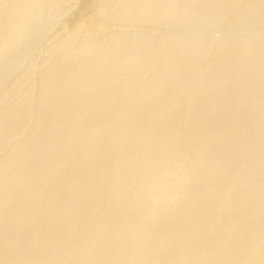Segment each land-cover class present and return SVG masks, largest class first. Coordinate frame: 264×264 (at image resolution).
<instances>
[{
    "label": "rangeland",
    "instance_id": "rangeland-1",
    "mask_svg": "<svg viewBox=\"0 0 264 264\" xmlns=\"http://www.w3.org/2000/svg\"><path fill=\"white\" fill-rule=\"evenodd\" d=\"M84 108L85 110H83ZM77 122H79L78 125ZM72 124H75L74 127ZM99 131L100 137L96 138ZM132 140H135V142H132ZM74 141H76L75 144ZM82 142L84 145H82ZM208 142L216 143H213V147L211 146L212 143L209 145ZM206 145L207 147H205ZM90 146L95 148L98 157L95 160L93 158L80 163L81 157L88 152ZM72 149H75V151H72L75 156V158L73 157V163L75 164L72 163L73 165H70L72 167L64 168V173L59 174L60 176L64 174L61 176L62 179H58L60 176L56 174L57 172L54 169L52 171V168H57L56 165H60L56 162H59V157L62 154H70ZM196 150L199 152H196ZM130 153L133 154L132 157H130ZM199 153H203V155ZM134 154L135 158H139L141 161H144V159L147 161L150 157L148 160L150 164H148L149 162L142 163L139 159H136L139 163H142V165L139 164L135 160ZM119 155L124 162L121 171L123 176H129L134 172L137 178L142 174L141 179H139L140 177L138 179L134 178L135 176L133 177L136 180L133 183L136 185L137 182L141 183L142 180L147 181L143 183H148L149 177H151L149 183L152 181L153 183H151L152 185L148 184L150 185L149 189L148 185L145 184L148 190L144 186L146 190L143 189V192L142 189H139L137 194L141 193L144 198L146 197V201L139 206V210H136L131 217L132 219L127 220L131 224L134 223V225L139 222L140 225L137 230L132 231L133 234L127 232L126 234L124 231L122 233L120 230L125 222L122 224L121 221L114 223L115 225L110 228L111 230H108V234H111L113 238L111 251H108L109 253L97 251L89 254V257L88 253L86 254L88 251L86 242L89 241L90 243L91 238H88V235L85 236L84 231L71 232L70 227L78 220L82 208L86 209L88 208L86 205L89 206L92 202L98 201L101 194L89 191V179L86 177L88 175L75 174V172L79 170L81 166L79 164L90 171L102 166L106 167ZM223 155H225V158H222ZM99 156L101 157L99 158ZM128 157L129 159H127ZM201 157L206 160L201 161ZM132 158L136 161L135 163ZM262 158H264V0H0V197L3 196L2 199L0 198V250L2 251L0 264H12L10 263L12 261H15V264L20 263V261L23 262L21 264H26V261L27 264L29 262L30 264H45L50 258L49 255L55 257V262L52 261L51 264H58V262L61 264L65 251L71 249L72 245L77 244L81 239L79 237L83 235L86 241L82 253L85 252L87 255L84 256L87 261L78 256L77 259L75 258L68 264H76L78 261L77 264H88V262L92 264L95 261L107 258L111 252L117 249L118 245H123L125 242L124 245L131 244L135 239L141 247L146 243L143 247L144 250L142 251L140 247L141 250L140 248L137 251L135 250L126 260L127 262L130 261V264H136L137 261H139V264L144 263L148 256V247L161 239L160 236H157V233L159 234L160 228L163 225L165 226L166 214L173 212L171 209L175 206L181 210V207H185L184 204L191 201V198L190 204L196 200L191 208L198 202V205L196 204L192 210L194 212L197 210L195 214L200 215L201 229L205 230L207 224L214 218H221L220 223L224 218L222 223H225V225L221 224V226L226 227L237 221L241 223V225L237 223L240 226L239 229L231 233V237H228L231 247L224 252L221 251L225 258L231 259L235 256L234 251L239 250L238 247L241 250L247 249L259 237L264 236V225L260 224L262 221L264 224V205H262L264 204V192L261 194L264 190H262L263 188L260 189L264 186L262 185L264 183V159ZM212 159L213 161H211ZM129 160L134 164L130 163ZM197 160L203 167L199 166ZM219 160H221V164ZM226 160H229V163ZM126 161H128L127 168L125 167ZM151 161L153 163L156 161L155 165L161 162L162 165L155 166L151 164ZM195 161L198 162L196 166L192 164ZM214 161L217 162L215 163V169L213 168L215 166ZM190 162H192V170L197 168L199 172L196 173L195 169L193 174L195 180L191 176V179L184 181L182 180L183 171L187 167H191ZM207 163H209V166H206ZM210 163H213V167ZM222 165L228 167L226 171L225 166H223L224 171L227 172L226 176V172L224 173L222 170L223 167L221 169ZM136 166L137 168H134ZM150 166L152 170L156 169L153 170L154 173L156 172L154 176ZM74 167L76 168L74 169ZM144 167L149 169H144ZM206 167H209V170L206 169V171ZM217 167L218 169H216ZM88 169H86L87 172ZM135 169H137L136 171L142 169L145 173H142V170L140 173L136 172ZM200 169L204 171V174ZM221 170L223 173H221ZM239 170L243 175L239 174ZM205 171L207 175H209L208 172L212 173L214 171L210 175L214 177V181L217 177V181L214 183L210 175L206 176ZM34 172L39 176L36 178L37 180L40 178V180L44 179L50 182L49 187H44L36 193L35 188L37 190L40 180L37 181L33 178L37 176L36 174L33 175ZM234 172H238L236 175H242L240 176L242 177L241 180L238 177L239 175H233ZM70 173L73 174L68 177L67 175H70ZM26 174L30 175V180ZM198 174L203 176L202 179L205 176L207 178L202 180ZM219 174H222V176ZM16 175L20 176L17 178ZM22 175L27 176L26 179ZM146 175H148V178ZM156 175H160V177L157 178ZM230 175L232 176L230 177ZM144 176L145 178H143ZM233 176H236V178L234 179ZM152 177L157 178V180L155 178L153 180ZM208 177L212 182L211 180L207 182ZM226 177H228V181H226ZM16 179L22 183L24 181V183L21 184ZM49 179H52V184ZM232 179L235 181H230ZM236 179H239L237 180L238 184ZM109 181L111 185H115L117 181L119 183V177L113 176ZM96 182L95 187L97 190L102 189L106 184L103 178ZM196 182L198 186L195 185ZM206 182L211 184L205 185ZM219 182L220 185H218ZM260 182H263L261 187L258 186ZM13 183L17 185L15 186ZM231 185L232 187H230ZM256 185L259 187L258 190ZM189 186L196 187L195 189L198 188V192ZM207 186L209 188H204ZM246 186L248 188L254 186L256 191L251 190V188L246 191L244 189L247 188ZM77 187L78 189H76ZM181 187L183 192H187H178ZM234 187H236V190ZM72 188H74V191H72ZM64 189L67 190L64 192ZM202 189L204 191H201ZM218 190L222 192H218ZM242 190L244 191L242 192ZM68 191L70 192L68 193ZM188 191L189 193L194 191L193 193L198 196L199 201L192 192L191 195H187ZM199 192L202 195H198ZM78 193L81 194L78 195ZM90 194L92 197H90ZM135 194H131V196H137ZM157 194L163 196L158 197ZM205 194H207V197L204 198L208 199L202 200L203 197L201 196ZM248 195L251 203L254 202L256 206L257 203L261 202V206L259 204L257 207L253 206L248 201ZM55 196L57 202L50 204V200ZM187 196L190 198L188 199ZM240 196L247 197L246 201L250 204L247 203L250 206L247 207L248 210L246 201L244 202L245 198L242 197L241 200L243 201H241ZM77 198L78 203L75 204ZM160 198L161 200H159ZM219 199L227 202L223 203ZM125 202L127 203L128 199ZM213 203L217 204V208L215 207L214 210L211 207ZM228 203H232V205ZM243 204L246 206H240ZM251 205L254 208L251 209ZM210 207L212 208L211 212H209ZM225 207L229 208L226 209ZM258 207H262V210ZM71 208V212H74L75 216L70 212ZM154 208L157 211L160 210L159 213L156 210L153 213ZM249 208L252 210L251 212H249ZM76 209L78 210L76 211ZM179 209L176 208L177 211ZM254 209L258 211V214ZM173 210L175 212V208ZM105 211L107 209L104 210V213H106ZM162 211H164V214ZM207 212L209 213L205 214ZM253 212L256 214L254 217ZM62 213L67 218L63 217ZM202 213L205 214L204 217ZM240 213L244 216H239ZM250 213L253 214L248 217L247 215H251ZM95 214L97 213L91 211L90 217L87 214L84 216V220L88 222L89 219L90 222L94 218L97 219L98 215ZM224 214L227 216L225 217ZM245 214L250 220L245 217ZM68 216H74L69 218L71 224L67 223ZM53 217L56 219L53 220ZM231 218L235 221L232 222ZM66 219H68L67 222ZM251 220H254L252 221L253 225L258 223L256 226L259 225V227L253 226ZM63 222L64 225L66 222V227H64ZM53 223L54 227H52ZM176 223H178V227L186 224L179 218L174 223L175 227H177ZM187 223L189 224V222ZM245 224L246 226H244ZM59 225H61L60 228ZM260 225H262V228ZM251 226L255 227V230ZM94 227H97L96 224ZM62 228L66 230L64 232L66 233V239H69L68 241L64 239ZM200 228L197 231H190L191 234H188V236L191 235L190 238L196 240V243L195 245L188 244L186 246L184 256H187L186 258L190 257L188 259L182 258L178 264H204L205 261H208V257L203 251L210 245H208L205 238L208 235L217 237L220 230L215 228L209 232L210 234L206 235L207 233L204 230L205 234L202 233ZM247 228L252 229L243 238L242 233L244 232L245 235V229ZM43 229H46L48 233ZM98 229L95 228L94 231L100 233L101 229H99L100 231ZM16 230L21 233L20 238L22 240L20 239L17 242L18 244H14L13 249H5L4 244L9 241L13 231L16 232ZM32 233H38V237L36 238L35 234ZM145 234L149 236L148 239ZM32 235L34 238H32ZM51 235L52 240L49 237ZM70 235H76V237ZM150 235L152 236L150 237ZM54 236H56V239H53ZM201 236L203 239L200 238ZM31 239L34 241L29 242ZM48 239L52 241L53 245H49L50 241ZM23 241H26L27 246L24 245ZM41 241L43 242L40 243ZM60 241L62 245H59ZM64 241L68 243L66 247H64ZM199 241L205 244L203 245ZM32 243L34 244L32 245ZM28 246L31 247L30 250L26 248ZM62 246L66 248L63 251ZM190 246L194 251L193 253L188 251ZM174 248V246L170 249L167 248L165 254H163L166 255L169 252V254H172L176 250ZM58 249L60 250L58 251ZM4 251L8 255L6 253L4 255ZM23 253L27 256V259ZM202 253H204V256ZM41 255H44L43 260ZM191 255L194 257H191ZM260 255L263 259V253ZM11 257L12 260L10 261ZM23 257L24 261L21 259ZM28 257L31 259L29 260ZM130 257H133V259ZM5 259L7 260L5 261ZM116 260L111 258L107 261V264H116L119 261ZM126 260L123 264L127 263ZM33 261L36 263H33Z\"/></svg>",
    "mask_w": 264,
    "mask_h": 264
},
{
    "label": "bare ground",
    "instance_id": "bare-ground-1",
    "mask_svg": "<svg viewBox=\"0 0 264 264\" xmlns=\"http://www.w3.org/2000/svg\"><path fill=\"white\" fill-rule=\"evenodd\" d=\"M159 2V1H158ZM151 3V2H150ZM157 3V2H156ZM227 4V3H226ZM109 10V9H108ZM221 11V10H220ZM14 12V11H13ZM223 12V11H222ZM44 14V13H43ZM206 15V14H205ZM111 16V15H110ZM136 16V15H135ZM176 18V17H175ZM103 20V19H102ZM124 20V19H123ZM119 21V20H118ZM196 21V20H195ZM104 22V21H103ZM135 23V22H134ZM23 25V24H22ZM34 25V24H33ZM137 25V24H136ZM25 27V26H24ZM102 27V26H101ZM141 27V26H140ZM177 27V26H176ZM213 27V26H212ZM248 28V27H247ZM88 29V28H87ZM148 32V31H147ZM249 32V31H248ZM13 34V33H12ZM98 34H100V33H98ZM207 35V34H206ZM7 36V35H6ZM138 36V35H137ZM130 37V36H129ZM164 37V36H163ZM246 37V36H245ZM205 39V38H204ZM180 40V39H179ZM190 40V39H189ZM75 42V41H74ZM170 43V42H169ZM192 43V42H191ZM28 44V43H27ZM129 44V43H128ZM244 44V43H243ZM120 45V44H119ZM132 45V44H131ZM2 46V45H1ZM86 47V46H85ZM107 47V46H106ZM24 48V47H23ZM92 48V47H91ZM171 48V47H170ZM161 49V48H160ZM85 50V49H84ZM79 51V50H78ZM173 52V51H172ZM161 53V52H160ZM4 54V53H3ZM134 54V53H133ZM187 54V53H186ZM64 55V54H63ZM72 55V54H71ZM78 55V54H77ZM214 55V54H213ZM90 56V55H89ZM88 57V56H87ZM149 58V57H148ZM2 59V58H1ZM74 59V58H73ZM80 59V58H79ZM95 59V58H94ZM101 59V58H100ZM77 60V59H76ZM93 61V60H92ZM97 61V60H96ZM102 61V60H101ZM56 62V61H55ZM67 62V61H66ZM95 62V61H94ZM99 62V61H98ZM53 63V62H52ZM94 64V63H93ZM98 64V63H97ZM100 64V63H99ZM103 64V63H102ZM60 65V64H59ZM12 66V65H11ZM39 66V65H38ZM91 66V65H90ZM77 67V66H76ZM103 67V66H102ZM109 68V67H108ZM46 69V68H45ZM62 72V71H61ZM149 72V71H148ZM40 73V72H39ZM92 73V72H91ZM109 73V72H108ZM112 73V72H111ZM110 73V74H111ZM176 73V72H175ZM114 74V73H113ZM112 74V75H113ZM154 74V73H153ZM93 75V74H92ZM62 76V75H61ZM85 76V75H84ZM89 76V75H88ZM141 76V75H140ZM73 77V76H72ZM71 77V78H72ZM95 78V77H94ZM93 78V79H94ZM99 78V77H98ZM41 79V78H40ZM147 79V78H146ZM153 79V78H152ZM98 80V79H97ZM43 81V80H42ZM71 82H73V80H71ZM83 82V81H82ZM76 83V82H75ZM79 83V82H78ZM106 83V82H105ZM108 83V82H107ZM67 85V84H66ZM103 85V84H102ZM139 85V84H138ZM60 86V85H59ZM65 86V85H64ZM94 86V85H93ZM84 87V86H83ZM88 87V86H87ZM96 87V86H95ZM99 88V87H98ZM93 89V88H92ZM62 90V89H61ZM90 90V89H89ZM235 90V89H234ZM63 92V91H62ZM94 92V91H93ZM114 92V91H113ZM120 92V91H119ZM124 92V91H123ZM196 92V91H195ZM250 92V91H249ZM86 94V93H85ZM156 94V93H155ZM47 95V94H46ZM58 95V94H57ZM81 95V94H80ZM124 95V94H123ZM194 95V94H193ZM93 96V95H92ZM112 96V95H111ZM214 96V95H213ZM80 97V96H79ZM95 97V96H94ZM109 97V96H108ZM113 97V96H112ZM118 97V96H117ZM123 97V96H122ZM133 97V96H132ZM164 97V96H163ZM159 98V97H158ZM239 98V97H238ZM253 98V97H252ZM110 99V98H109ZM147 99V98H146ZM80 100H82V99H80ZM130 100V99H129ZM191 100V99H190ZM68 101V100H67ZM107 101H108V99H107ZM132 101H133V99H132ZM69 102V101H68ZM74 102V101H73ZM76 102H77V100H76ZM82 102V101H81ZM127 102H128V100H127ZM67 103V102H66ZM88 103V102H87ZM100 103V102H99ZM112 103V102H111ZM110 103V104H111ZM171 103V102H170ZM72 104V103H71ZM78 104V103H77ZM96 104V103H95ZM108 104H109V102H108ZM128 104V103H127ZM133 104V103H132ZM80 105H81V103H80ZM86 105H88V104H86ZM91 105V104H90ZM202 105V104H201ZM99 106V105H98ZM111 106V105H110ZM127 106V105H126ZM81 107V106H80ZM89 107V106H88ZM100 107V106H99ZM78 108V107H77ZM112 108V107H111ZM126 108V107H125ZM144 108V107H143ZM46 109V108H45ZM87 109V108H86ZM117 109V108H116ZM83 110H85V108L83 109ZM101 110V109H100ZM107 110V109H106ZM230 110V109H229ZM4 111V110H3ZM117 111V110H116ZM222 111V110H221ZM35 112V111H34ZM69 112V111H68ZM124 112V111H123ZM21 114V113H20ZM85 114V113H84ZM156 114V113H155ZM234 114V113H233ZM30 115V114H29ZM62 115V114H61ZM36 116V115H35ZM43 116V115H42ZM49 116V115H48ZM77 116V115H76ZM78 117V116H77ZM90 117H91V115H90ZM101 117V116H100ZM28 118V117H27ZM111 118V117H110ZM123 119V118H122ZM148 119V118H147ZM162 119V118H161ZM132 121V120H131ZM230 121V120H229ZM80 122V121H79ZM79 122H77V125H78V123ZM15 123V122H14ZM107 123V122H106ZM134 123V122H133ZM138 123H139V121H138ZM67 124V123H66ZM65 124V125H66ZM60 125V124H59ZM75 125V124H74ZM74 125L72 124V126L74 127ZM76 125V126H77ZM138 125V124H137ZM154 125V124H153ZM71 126V127H72ZM88 126V125H87ZM66 127V126H65ZM95 127V126H94ZM129 127V126H128ZM68 128H70V127H68ZM117 128V127H116ZM59 129V128H58ZM70 129H72V128H70ZM97 129V128H96ZM138 129V128H137ZM91 130V129H90ZM113 130V129H112ZM115 130V129H114ZM120 130V129H119ZM123 130V129H122ZM132 130V129H131ZM75 131V130H74ZM93 131V130H92ZM102 131V130H101ZM127 131V130H126ZM77 132V131H76ZM96 132H97V130H96ZM223 132V131H222ZM90 133V132H89ZM127 133V132H126ZM78 134V133H77ZM120 134V133H119ZM67 135V134H66ZM95 135V134H94ZM100 135V131L97 133V136H96V138H98V136ZM79 136V135H78ZM118 136V135H117ZM128 136V135H127ZM76 137V136H75ZM75 137H74V139H75ZM100 137V136H99ZM119 137V136H118ZM230 137V136H229ZM86 138V137H85ZM205 138V137H204ZM226 138V137H225ZM83 139V138H82ZM92 139V138H91ZM105 139V138H104ZM113 139V138H112ZM127 139V138H126ZM238 139V138H237ZM248 139V138H247ZM70 140V139H69ZM68 140V141H69ZM103 140V139H102ZM136 140V139H135ZM135 140H132V142L134 141L135 142ZM214 140V139H213ZM218 140V139H217ZM105 141V140H104ZM153 141V140H152ZM205 141V140H204ZM224 141H225V139H224ZM22 142V141H21ZM75 142L76 141H74V144H75ZM94 142V141H93ZM92 142V143H93ZM159 142V141H158ZM218 142V141H217ZM44 143V142H43ZM137 143V142H136ZM210 143H212V142H208V144L210 145ZM214 144L216 143V142H213ZM213 143H212V145L211 146H213ZM233 143V142H232ZM78 144V143H77ZM97 144H98V142H97ZM118 144V143H117ZM116 144V145H117ZM15 145V144H14ZM72 145V144H71ZM70 145V146H71ZM80 145H81V143H80ZM82 145H84L83 144V142H82ZM140 145V144H139ZM160 145H162V144H160ZM159 145V146H160ZM208 145V146H209ZM236 145V144H235ZM54 146H56V145H54ZM62 146V145H61ZM68 146V145H67ZM94 147H95V145H93ZM93 146H90L89 147V149H88V152H86L85 154H84V156H82L81 157V159H80V163H82V162H86V160H91V159H93L94 158V160H95V158L96 157H98L97 156V153H96V151H95V148L93 147ZM157 146V145H156ZM165 146V145H164ZM210 146V147H211ZM72 147V146H71ZM84 147V146H83ZM118 147V146H117ZM205 147H207V145L205 146ZM214 147V146H213ZM68 148V147H67ZM106 148V147H105ZM154 148V147H153ZM200 148V147H199ZM202 148V147H201ZM134 149V148H133ZM195 149V148H194ZM67 150V149H66ZM106 150H108V149H106ZM199 150V149H198ZM201 150V149H200ZM202 150L204 151V149L202 148ZM72 151H75V149H72L71 150V152H70V154H62L60 157H59V162L58 161H56L57 162V164H59L60 163V165H56V166H58L57 168H55V167H53L52 168V171H53V169L57 172L56 174H58V176H60L59 174L60 173H64L63 171V169L64 168H67L68 166H70L72 163H73V157L75 158V156H74V152H72ZM81 151V150H80ZM103 151H105V150H103ZM152 151V150H151ZM166 151V150H165ZM207 151V150H206ZM205 151V152H206ZM83 152H84V150H83ZM100 152H101V149H100ZM108 152H109V150H108ZM173 152V151H172ZM195 152V151H194ZM196 152H199V151H197L196 150ZM66 153V152H65ZM76 154H77V152H75ZM168 153H170L169 151H168ZM176 153V152H175ZM204 153V152H203ZM203 153H199V154H201V155H203ZM103 154V153H102ZM132 153H130V157H132L133 156V154L131 155ZM154 154V153H153ZM152 154V155H153ZM160 154H162V153H160ZM165 154V153H164ZM196 154V153H195ZM206 154V153H205ZM204 154V155H205ZM221 154V153H220ZM53 155V154H52ZM57 155V154H56ZM137 155V154H136ZM152 155H150V156H152ZM222 155V154H221ZM221 155H220V158H221ZM102 156V155H101ZM101 156H99V158L101 157ZM146 156V155H145ZM160 156V155H159ZM173 156V155H172ZM196 156V155H195ZM194 156V157H195ZM198 156V155H197ZM200 156V155H199ZM198 156V157H199ZM207 156V155H206ZM219 156V155H218ZM225 155H223L222 156V158H225L224 157ZM49 157V156H48ZM113 157V156H112ZM146 157H148V156H146ZM154 157V156H153ZM23 158V157H22ZM134 158H135V154H134ZM169 158V157H168ZM204 158H206L205 156H204ZM202 159V157H201V161L202 160H206V159ZM227 159H228V157H226ZM56 159V158H55ZM127 159H129V157L127 158ZM131 159V158H130ZM137 158H135V160H136ZM139 159V158H138ZM137 159V160H138ZM150 159V157L148 158V160ZM199 159V158H198ZM217 159H219V157H217ZM262 159H264V158H262ZM79 160V159H78ZM132 160H133V158H132ZM135 160H133L134 161V163L137 161H135ZM140 160V159H139ZM143 160V159H142ZM146 159H144V161H141L142 163L143 162H149L148 164H150V161H145ZM152 160V159H151ZM156 160V159H155ZM164 160V159H163ZM163 160H162V163H163ZM194 160H196L195 158H194ZM200 160V159H199ZM199 160H197L198 162H199ZM214 160H216V159H214ZM225 160V159H224ZM98 161V160H97ZM131 160H129V162H130ZM167 161V160H166ZM197 161H195V162H190V164L192 163V164H194V166H196V164L198 163ZM211 161H213V159L211 160ZM220 161V164H221V160H219ZM258 161V160H257ZM79 162V161H78ZM95 162V161H94ZM122 162H123V160H122V158H121V156L119 155L118 157H116L111 163H110V165H107L106 167H99V168H97V169H95V170H93V171H90L88 168H86V169H88V172L86 171V169L84 168V167H82L83 165L82 164H79V165H81L80 167H79V170L78 171H76L75 172V174H84V176L85 175H88V176H86V177H88V179H89V183H88V189H89V191L90 192H92V193H95V192H99L100 194H101V198L100 199H98V201H95V202H92L89 206H87L86 205V207H88V208H86V209H84V208H82L83 210L81 211V213H80V216H79V218H78V220L75 222V224L72 226V227H70L71 228V232L73 231V233H76V232H78V231H81V232H85L84 234H85V236L86 235H88V238H91V242L89 243V241L88 242H86L87 244H88V251L86 252V254L89 256V254H92V253H94V252H97V251H103V253H104V251L105 252H110L111 251V248L110 247H112V241H113V238H112V236H111V234H108V230H111L110 228L113 226V225H115L114 223H116V222H120L121 221V224L123 223V222H125V223H123V227H122V229L120 230L122 233H123V231L126 233H131L132 231H134V230H137V228L139 227V222H137V224H135L134 225V223L133 224H131V222L129 223L127 220L129 219V218H131L134 214H135V212H136V210L138 211L139 209V206L140 205H142L145 201H146V197L144 198V196L143 195H141V193L138 195L137 194V192L139 193V189L143 192V189H145L146 188V186H145V184L146 185H148V184H151V183H153V181L151 182V183H149V181H150V179H151V177H149L148 178V175H146L147 176V178H148V183H143L144 181H146V180H140L141 181V183L140 182H137L138 184L136 185L135 183H133V182H135L136 180H134V178H136V179H138L139 177V179H141L142 178V174H140V176L137 178V176H136V173H132L131 175H133V176H131V175H129V176H123V174L121 173V171H122V167L124 166V162H123V164H122ZM128 161H126L125 162V167L127 168V163ZM138 162V161H137ZM139 163V164H141L142 165V163ZM152 163L151 164H153V165H155V163H156V161H154V163H153V161H151ZM158 162V161H157ZM165 162V161H164ZM207 162V161H206ZM217 162H218V160H217ZM216 161H214V167H213V163H210V165H212V167L215 169V167H216V164L215 163H217ZM226 162H228L229 163V160L227 161L226 160ZM30 163V162H29ZM55 163V162H54ZM130 163H133V162H130ZM133 163V164H134ZM159 163V162H158ZM166 163V162H165ZM175 163V162H174ZM203 163H205V162H203ZM219 163V162H218ZM244 163V162H243ZM56 164V163H55ZM73 164H75V163H73ZM72 164V165H73ZM84 164V163H83ZM108 164V163H107ZM160 165H162L161 164V162L159 163ZM159 164H157L158 166H159ZM171 164V163H170ZM192 164L190 165L191 167L189 168V167H187L186 168V170L185 171H183V176H182V180H189V179H191V176H193V174H194V171H195V169H196V173H198L199 172V170L197 169V168H195L194 170H192L193 168H192ZM206 164V163H205ZM209 163H207V165L206 166H209L208 165ZM220 164H218V165H220ZM223 164V163H222ZM225 164V163H224ZM94 165V164H93ZM123 165V166H122ZM157 165H155V166H157ZM201 164H200V162H199V166H200ZM229 165V164H228ZM240 165H242L241 164V162H240ZM238 166L239 168L241 167V166ZM53 166H55V165H53ZM76 166V165H75ZM100 166V165H99ZM129 166H130V164H129ZM138 166V165H137ZM137 166L136 167H134V168H137ZM166 166V165H165ZM202 166V165H201ZM223 166H225V165H222L221 166V169H222V167ZM230 166V165H229ZM252 166V165H251ZM250 166V167H251ZM40 167H41V165H40ZM51 167V166H50ZM70 167H72V166H70ZM86 167V166H85ZM89 167V166H88ZM91 167V166H90ZM145 167H146V165H145ZM144 167V169H147V168H145ZM148 167H149V165H148ZM153 167V166H152ZM161 167V166H160ZM197 167H198V165H197ZM203 167V166H202ZM205 167V166H204ZM212 167H211V169H212ZM220 167V166H219ZM76 167H74V169H75ZM131 168V167H130ZM143 168V167H142ZM163 168V167H162ZM199 168V167H198ZM209 167H206L205 168V170L206 169H208ZM227 168L228 167H226L225 166V169H226V171H227ZM242 168H243V165H242ZM244 168H246V167H244ZM248 168V167H247ZM138 169H139V166H138ZM149 169V168H148ZM147 169V170H148ZM150 169H151V166H150ZM203 169V168H202ZM216 169H218V167L216 168ZM224 169V167H223V171L225 170ZM258 169V168H257ZM38 170V169H37ZM44 170V169H43ZM69 170V169H68ZM92 170V169H91ZM137 169H135V171H136ZM141 170L142 169H140V171H136V172H141ZM152 170V169H151ZM153 170H156V169H153ZM152 170V174H153V176H154V174L156 173H154V171ZM182 170H184V169H182ZM204 170V169H203ZM209 170V169H208ZM221 170V173H223V171ZM73 171V170H72ZM71 171V172H72ZM128 171V170H127ZM133 171V170H132ZM150 171V170H149ZM179 171V170H178ZM198 171V172H197ZM200 171H201V169H200ZM207 171V170H206ZM205 171V172H206ZM212 171V170H211ZM216 171V170H215ZM226 171H224V173L226 172ZM32 172V171H31ZM131 172V171H130ZM144 172V170H142V173ZM147 172V171H146ZM201 172H203L202 174H204V171H201ZM200 172V173H201ZM214 172V171H213ZM212 172V173H213ZM220 172V171H219ZM239 172V174H242V173H240V170L238 171ZM238 172H236V173H238ZM242 172V171H241ZM124 173V172H123ZM127 173V172H126ZM145 173V172H144ZM163 173V172H162ZM167 173V172H166ZM182 173V172H181ZM209 173V175L210 174H212V173H210V172H208ZM235 173V172H234ZM236 173L235 174H233V175H236ZM32 174V173H31ZM34 174H36L35 172L33 173V175ZM65 174H66V172H65ZM71 174H73V173H70V175H67L68 177L69 176H71ZM74 174V175H75ZM103 174H104V177H103ZM149 174H150V172H149ZM180 174V173H179ZM216 175H217V173H215ZM215 174H213V175H215ZM239 174H237V175H239ZM256 174V173H255ZM21 175V174H20ZM20 175H16L17 176V178L20 176ZM27 175V174H26ZM25 175V176H26ZM33 175H31V176H33ZM37 175V174H36ZM50 175V174H49ZM54 175H55V173H54ZM64 174H62L61 176H63ZM197 175V174H196ZM209 175H207V172H206V176H209ZM220 176H222V174H219ZM224 175V174H223ZM227 175V172H226V174H225V176ZM236 175V176H237ZM243 175V174H242ZM242 175H239L238 177L240 178V180H241V178L242 177H240V176H242ZM252 175H254V174H252ZM23 176V175H22ZM21 176V177H22ZM28 177H29V180H30V175H27ZM26 176V177H27ZM41 176V175H40ZM44 176V175H43ZM61 176H60V178L58 177V179H62L61 178ZM113 176H117V177H119V183H118V181H117V184H115V185H111L109 182V180H110V178L111 177H113ZM135 176V177H134ZM150 176H152V175H150ZM157 176V175H156ZM155 176V177H156ZM181 176V175H180ZM195 176V175H194ZM193 176V180H195V177ZM198 176H199V174H198ZM204 177L203 179H205V178H207V177ZM212 175H210V177H211ZM229 176V175H228ZM232 175H230V177H231ZM236 176L234 177L233 176V178L235 179L236 178ZM246 176V175H245ZM21 177H20V179H21ZM24 177V176H23ZM22 177V178H23ZM26 177H24V179H26ZM37 177H39L38 175L37 176H35V177H33V178H37ZM42 177V176H41ZM55 177H57L56 175H55ZM68 177H67V179H68ZM72 177H74V176H72ZM72 177H70V178H72ZM134 177V178H133ZM155 177H152L153 178V180H154V178ZM160 177V175H158L157 176V178H159ZM199 177H201L200 179H202V177L203 176H199ZM229 177V178H230ZM237 177V178H238ZM247 177V176H246ZM253 177V176H252ZM6 178V177H5ZM43 178H45V177H43ZM51 178V177H50ZM83 178V177H82ZM104 179V181H105V186L102 188V189H99V190H97V188L95 187V184L97 183L96 181L97 180H99V179ZM143 178H145V176L143 177ZM157 178H155L156 180H157ZM209 178V177H208ZM212 178V180H213V178L214 177H211ZM216 179H215V181H217V177H215ZM228 177H226V179H227ZM248 178H249V176H248ZM19 179V180H20ZM23 179V180H24ZM42 179V178H41ZM54 179H56V178H54ZM64 179V178H63ZM85 179V178H84ZM167 179V178H166ZM198 179V178H197ZM197 179H196V181H197ZM199 179V180H200ZM202 179V180H203ZM231 179V178H230ZM250 179V178H249ZM37 180V179H36ZM40 180V178L37 180V181H39ZM47 180V179H46ZM49 180H51V184H52V179H49ZM74 180V179H73ZM163 179H161V181H162ZM208 180V179H207ZM207 180H205V181H207ZM211 179L209 178V180L207 181V182H209ZM212 180H211V182H212ZM219 180V179H218ZM229 179H227L226 181H228ZM237 180H239V179H236V183H237ZM16 181H18L17 179H16ZM32 181V180H31ZM34 181V180H33ZM71 181V180H70ZM70 181H67L68 183L70 182ZM75 181V180H74ZM159 181V180H158ZM157 181V182H158ZM201 181V180H200ZM214 181V180H213ZM215 181H214V183H215ZM225 181V180H224ZM230 181H235V180H230ZM19 183L21 182V181H18ZM35 182V181H34ZM72 182V181H71ZM103 182V181H102ZM147 182V181H146ZM154 182H156V181H154ZM163 182H164V180H163ZM195 182V181H194ZM206 182V183H207ZM244 182V181H243ZM23 183H24V181H23ZM22 182H21V184H23ZM49 183L50 182H48V181H45L44 179H42V180H40V183H39V186H38V188H37V190H36V188H35V191H36V193L37 192H39L42 188H44V187H46L47 188V186L49 187ZM53 183H54V181H53ZM56 183H58V182H56ZM59 183H60V181H59ZM80 183V182H79ZM82 183H84V182H82ZM85 183H86V180H85ZM140 183V184H139ZM160 183V182H159ZM200 183V182H199ZM263 183V182H262ZM261 182H260V184H258V186H260L261 187V184H262ZM10 184V183H9ZM12 184V183H11ZM14 184V183H13ZM25 184H26V181H25ZM73 184V183H72ZM211 184V183H210ZM210 184H205V185H210ZM218 184V183H217ZM238 184V183H237ZM15 185V184H14ZM14 185H12V187L13 188H15L14 187ZM17 185V184H16ZM15 185V186H16ZM28 185H29V183H28ZM31 185V184H30ZM36 185V184H35ZM60 185V184H59ZM80 185V184H79ZM84 185V184H83ZM98 185V184H97ZM152 185V184H151ZM195 185H197V182H196V184ZM213 185V184H212ZM218 185H220V182H219V184ZM217 185V186H218ZM262 185H264V183L262 184ZM11 186V185H10ZM36 186V187H37ZM53 186V185H52ZM77 186V185H76ZM85 186V185H84ZM145 188H144V187ZM149 186L150 185H148V189H149ZM191 186H193V185H191ZM191 186H189V187H191ZM198 186V185H197ZM215 186V185H214ZM226 186V185H225ZM238 186V185H237ZM236 186V187H237ZM240 186V185H239ZM257 185H256V189L258 190L259 189V187H258ZM63 187H64V184H63ZM70 187V186H69ZM72 187H74V185H72ZM80 187V186H79ZM82 187V186H81ZM86 187V186H85ZM188 187V188H189ZM195 187V186H194ZM216 187V186H215ZM215 187H213V188H215ZM221 187V186H220ZM219 187V188H220ZM230 187H232V185L230 186ZM236 187H234V189L236 188ZM247 187V186H246ZM4 188V187H3ZM10 188V187H9ZM12 188V189H13ZM58 188V187H57ZM56 188V189H57ZM151 188H152V186H151ZM163 188V187H162ZM193 187H191V189H192ZM196 188V187H195ZM195 188H193V190L195 189ZM204 188H209V186H207V187H204ZM203 188V189H204ZM238 188V187H237ZM250 188L251 187H247V188H244L246 191H247V189H249L250 190ZM263 188V189H262ZM34 189V188H33ZM74 188H72V191H74L73 190ZM76 189H78V187L76 188ZM82 189V188H81ZM147 189V188H146ZM145 189V190H146ZM147 189V190H148ZM201 190V191H204V190ZM217 189H218V187H217ZM216 189V190H217ZM255 190V188H254V186H253V188H251V190ZM260 189H262V190H264V186H262ZM1 190V189H0ZM9 190V189H8ZM22 190V189H21ZM65 190H67V189H64V192H65ZM187 190V189H186ZM186 190H184V191H186ZM195 190H197L196 192H198V188L197 189H195ZM194 190V191H195ZM213 190V189H212ZM221 190H222V188H221ZM223 190H225L224 188H223ZM236 190V189H235ZM14 191V190H13ZM30 191H32L31 189H30ZM83 191H84V189H83ZM140 191V192H141ZM159 191V190H158ZM157 191V192H158ZM162 191H163V189H162ZM193 191V192H194ZM244 190H242V192H243ZM256 191V190H255ZM52 192V191H51ZM62 192V191H61ZM70 191H68V193H69ZM154 192V191H153ZM165 192V191H164ZM178 192H182V193H186V192H183V190H182V187L180 188V189H178ZM191 192L192 191H190V193H189V191H188V194L187 195H191ZM192 192V193H193ZM208 193H209V191H207ZM216 192V191H215ZM218 192H222V191H220V190H218ZM242 192H238V193H242ZM264 191H262L261 192V194L263 193ZM85 193V192H84ZM134 193H136L137 194V196H131V194H134ZM200 193V192H199ZM204 193V192H203ZM42 194V193H41ZM40 194V195H41ZM49 194V193H48ZM81 193H78V195H80ZM135 194V195H136ZM155 194V193H154ZM154 194H153V197H154ZM163 194V193H162ZM165 194V193H164ZM176 194V193H175ZM195 193H193V195H194ZM197 194V193H196ZM211 194V193H210ZM257 194V193H256ZM259 194V193H258ZM4 195V194H3ZM32 195V194H31ZM72 195V194H71ZM158 195V194H157ZM198 195H202L201 193L200 194H198ZM211 195H213V194H211ZM14 196V195H13ZM82 196V195H81ZM98 196H100V195H98ZM163 196V195H162ZM162 196H159L158 195V197H162ZM195 197L197 196V195H194ZM193 196V197H194ZM207 197V194H205V195H203V196H201V197H203L202 198V200L203 199H208V198H204V197ZM208 196H209V194H208ZM244 196H247V195H244ZM244 196H240L239 198H240V200L242 199V197H244ZM254 196V195H253ZM3 197V196H2ZM2 197H0L1 199H2ZM65 197V196H64ZM77 197V196H76ZM87 197V196H86ZM90 197H92L91 196V194H90ZM130 197H132V198H130ZM150 197V196H149ZM157 197V196H156ZM177 197V196H176ZM188 197V196H187ZM192 197V196H191ZM200 197V196H199ZM200 197V198H201ZM226 197V196H225ZM4 198H5V196H4ZM40 198V197H39ZM57 198H60V197H57ZM71 198H72V196H71ZM80 198V197H79ZM190 197H188V199H189ZM245 198V197H244ZM243 198V199H244ZM10 199V198H9ZM34 199V198H33ZM52 199V198H51ZM69 199V198H68ZM95 199V198H94ZM127 199H128V202L126 203L125 201H127ZM158 199V198H157ZM194 199V198H193ZM196 199V198H195ZM246 199H247V197L244 199V202L246 201ZM39 200V199H38ZM63 200V199H62ZM77 201L75 202V204L76 203H78V198L76 199ZM159 200H161V198L159 199ZM168 200V199H167ZM166 200V201H167ZM171 200V199H170ZM185 200H187V199H185ZM191 201H192V198L190 199ZM197 200L199 201V199H198V196H197ZM219 200H221V199H219ZM239 200V201H240ZM9 201V200H8ZM40 201V200H39ZM47 201V200H46ZM51 202H50V204L51 203H56L57 201H56V196L52 199V200H50ZM59 201H60V199H59ZM67 201V200H66ZM158 201V200H157ZM191 201H188V203H186V204H190V202ZM194 201H196V200H194ZM193 201V202H194ZM222 202H223V200H221ZM220 201V203L221 204H223V203H225V202H227V201H225V202H221ZM238 201V202H239ZM241 201H243V200H241ZM248 201H249V195H248ZM251 201V200H250ZM249 201V202H250ZM20 202H23V201H20ZM38 202V201H37ZM173 202V201H172ZM193 202H192V204H190V205H186V204H184L185 205V207H181V210L178 208V207H174L175 208V212H174V208L173 209H171L173 212H169L168 214H166V216H165V219H166V223H165V226L163 225V227L162 228H160V231H159V234L157 233V236H160V238L161 239H158V241H156V240H154V241H156L155 243H153L152 245H150L149 247H148V256H147V259L144 261V263L143 264H178L179 262H181V260H182V258H186L187 256H184L185 254H186V252L184 251V249H186V246L188 245V244H192V245H195V243H196V240H193L192 238H190L191 237V235H189L188 236V234L190 233L191 234V232L190 231H197L201 226H200V215H196L195 214V212L197 211H195L194 212V210H192V208H194V206L198 203H196L192 208H191V206L193 205ZM200 202H202L201 200H200ZM199 202V203H200ZM216 202V201H215ZM218 202V201H217ZM237 202V203H238ZM257 202V201H256ZM8 203V202H7ZM11 203H12V201H11ZM31 203V202H30ZM60 203V202H59ZM74 203V202H73ZM161 203V202H160ZM165 203V202H164ZM211 203V202H210ZM220 203H218V204H220ZM246 203V205H247V201L245 202ZM251 203V202H250ZM260 203L261 202H259V203H257L256 204V206L254 205L255 203L253 202V203H251V204H253V206H255V207H257L258 206V204H259V206H261L260 205ZM20 204V203H19ZM23 204V203H22ZM45 204V203H44ZM48 204V203H47ZM68 204V203H67ZM82 204V203H81ZM156 204V203H155ZM154 204V205H155ZM220 204V206L221 207H223V206H225L224 204H223V206ZM227 204V203H226ZM229 204V203H228ZM249 204V203H248ZM3 205V204H2ZM8 205V204H7ZM79 205V204H78ZM157 205H160V204H157ZM198 205V204H197ZM210 206H211V204H209ZM208 205V206H209ZM229 205H232V203L231 204H229ZM245 205V206H246ZM250 205V204H249ZM249 205H247L246 206V208L247 207H250ZM262 205H264V204H262ZM19 206V205H18ZM36 206V205H35ZM49 206V205H48ZM70 206H71V204H70ZM156 206V205H155ZM155 206H152V207H155ZM183 206V205H182ZM227 206V205H226ZM240 206H244V204L243 205H240ZM244 206V207H245ZM3 207H4V205H3ZM15 207V206H14ZM38 207H39V205H38ZM72 207V206H71ZM83 207V206H82ZM212 208H213V210H214V208L216 207L217 208V204H215V203H213L212 204V206H211ZM210 207V211L209 212H211V208ZM263 207V206H262ZM262 207H258L259 209H261ZM44 208V207H43ZM46 208V207H45ZM57 208V207H56ZM147 208V207H146ZM156 208V207H155ZM153 209L152 211H153V213H154V211L156 210V209ZM176 208H177V210L179 209V211H177L176 210ZM226 208V207H225ZM229 207H227L226 209H228ZM252 208H254V207H252V205H251V209ZM8 209V208H7ZM12 209V208H11ZM74 209V208H73ZM107 209V211H105L106 213H104V210H106ZM159 209V208H158ZM250 209V208H249ZM250 209V211L249 212H251L252 210ZM15 210H16V208H15ZM14 210V211H15ZM34 210V209H33ZM63 210V209H62ZM71 210H72V208L70 209V212H71ZM78 209H76V211H77ZM204 210V209H203ZM202 210V211H203ZM207 210V209H206ZM212 210V211H213ZM247 210H248V208H247ZM262 210V209H261ZM66 211H67V209H66ZM75 211V212H76ZM91 211H93V212H96L97 214H95V215H98V217H97V219H95L94 218V220H92V221H90L89 222V219H88V222L87 221H85L84 220V216L85 215H89L88 217H90V212ZM157 211V210H156ZM158 211H160V210H158ZM157 211V212H158ZM254 211L255 212H257V214H258V211L256 210V209H254ZM263 211H264V209H263ZM11 212V211H10ZM99 212H101V213H99ZM163 212V214H164V211H162ZM209 212H207V213H205V214H208ZM220 212V211H219ZM255 212H253L254 213V215H253V217L254 216H256V214H255ZM8 213V212H7ZM72 213V212H71ZM145 213V212H144ZM152 213V215H154ZM159 213V212H158ZM242 213V212H241ZM239 214V216L240 215H242V217L244 216L243 214ZM253 213H250L251 215H247L248 217L250 216H252V214ZM12 214H13V212H12ZM64 213H62V215H63ZM73 215H74V212L72 213ZM71 214V215H72ZM104 214V215H103ZM205 214H203L202 213V216L204 217V215ZM17 215V214H16ZM28 215V214H27ZM55 215H56V213H55ZM99 215H100V217H99ZM146 215V214H145ZM156 215H157V213H156ZM196 215V216H195ZM237 216H238V214H236ZM29 216V215H28ZM31 216H32V214H31ZM35 216V215H34ZM52 216V215H51ZM61 216V215H60ZM59 216V217H60ZM75 216V215H74ZM74 216H72V217H74ZM224 216H225V214H224ZM223 216V217H224ZM227 216V215H226ZM225 216V217H226ZM261 216V215H260ZM62 217V216H61ZM63 217H65V218H67L66 217V215H63ZM72 217H69L68 216V219L69 218H72ZM78 217V216H77ZM95 217V216H94ZM140 217V216H139ZM142 217V216H141ZM231 217V216H230ZM229 217V218H230ZM245 217H246V214H245ZM248 217H246V218H248ZM259 217V216H258ZM258 217H256V218H258ZM263 217H264V215H263ZM12 218V217H11ZM15 218V217H14ZM24 218V217H23ZM34 218V217H33ZM36 218H37V216H36ZM91 218H93L92 216H91ZM137 218V217H136ZM135 218V219H136ZM151 218V217H150ZM179 218V220H182L183 222H185L186 224L185 225H187L188 223L187 222H189V224L187 225V226H179L178 227V223H176L177 225V227H175V221L177 220ZM261 218V217H260ZM260 218H259V220H260ZM21 219H22V216H21ZM38 219V218H37ZM44 219V218H43ZM53 220H55L54 219V217L52 218ZM60 219V218H59ZM68 219H66V222H67V220ZM132 219V218H131ZM138 219V218H137ZM141 219V218H140ZM161 219V218H160ZM224 219V218H223ZM222 219V221H221V223H220V220H221V218H217V219H213V220H211V222L209 223V224H207L208 226L206 227V229L204 230V229H201L200 231L202 232V233H204L203 232V230L205 231V233H207L206 235H208V233L209 232H211L213 229H218V230H220V233H219V235L217 236V237H210V235H208V237L207 238H205V239H207V241H208V245H210V246H208V247H206L207 249L205 250V251H203L204 253H205V255L208 257V261H205V263L204 264H264V236L263 237H259L258 235V239L256 240V242L252 245V246H250L249 248H247V249H242L241 250V248L240 247H238L239 248V250H236V251H234L235 252V256L233 257V258H231V259H228V258H225L222 254H221V251L222 252H224L226 249H228V248H230L231 247V244H230V242H228V237L230 236L231 237V233H233V232H235V231H237L238 229H239V225H237V223L239 222V221H237V222H235L233 225H230V226H224L225 225V223H222L224 220ZM232 219V222H234L233 221V218H231ZM230 219V220H231ZM235 219H236V217H235ZM241 219V218H240ZM240 219H238V220H240ZM245 219V218H244ZM243 219V220H244ZM249 220H250V218H248ZM19 220H20V218H19ZM28 220H29V218H28ZM48 220V219H47ZM49 220H51V219H49ZM64 220V219H63ZM71 219H69L68 220V224L70 223L71 224V221H70ZM74 220V219H73ZM229 220V222H231ZM246 220V219H245ZM256 220V219H255ZM258 220V219H257ZM256 220V221H257ZM261 220H263V219H261ZM8 221V220H7ZM9 221H10V219H9ZM14 221L16 222V220L14 219ZM18 221V220H17ZM41 221V220H40ZM52 221V220H51ZM60 221H61V219H60ZM146 221V220H145ZM228 221V220H227ZM242 221V220H241ZM240 221V222H241ZM252 221H254V220H251L250 222H251V224L253 225V222ZM2 222V221H1ZM4 222V221H3ZM55 222V221H54ZM62 222V221H61ZM60 222V223H61ZM66 222H65V225H64V222H63V225H64V227H66ZM154 222V221H153ZM161 222V221H160ZM159 222V223H160ZM181 222V221H180ZM244 222V221H243ZM245 222H248V221H245ZM36 223V222H35ZM45 223V222H44ZM49 223H50V221H49ZM48 223V224H49ZM256 223V222H255ZM262 223V225H264L263 224V221L262 222H260V224ZM20 224H22V223H20ZM20 224H18V225H20ZM34 224V223H33ZM96 224V226L97 227H94V225ZM119 224V223H118ZM120 224V225H121ZM221 224H224V225H222L221 226ZM238 224H240L241 225V223H238ZM244 224V223H243ZM256 224H258V223H256ZM256 224H254L255 226H256ZM12 225H14L13 223H12ZM24 225V224H23ZM54 225V223L52 224V227H54L53 226ZM56 225H58V224H56ZM147 225V224H146ZM248 225V224H247ZM253 225V226H254ZM262 225H260V227L262 226ZM34 226V225H33ZM46 226V225H45ZM60 226L61 225H59V228H60ZM70 226V225H69ZM244 226H246V224L244 225ZM248 226H250V225H248ZM253 226H251L252 228H253ZM258 227H259V225H257ZM256 226V227H257ZM2 227H3V225H2ZM19 227V226H18ZM36 227V226H35ZM40 227H42V226H40ZM43 227H44V225H43ZM48 227V226H47ZM205 227V226H204ZM30 228V227H29ZM95 228H99V229H101V232L100 233H96V231H94L95 230ZM244 228V227H243ZM252 228H247V229H245L246 230V232H245V235H244V232L242 233V235H243V238H244V236H247V234H249L250 232H248L250 229H252ZM262 228V227H261ZM16 229V228H15ZM48 229V228H47ZM67 229V228H66ZM98 229V230H99ZM115 229H117V228H115ZM119 229V228H118ZM140 229V228H139ZM144 229H146V228H144ZM143 229V230H144ZM157 229V228H156ZM254 230H255V227L253 228ZM260 229V228H259ZM14 230V229H13ZM43 230H45V231H47L46 229H43ZM49 230V229H48ZM57 230H58V228H57ZM62 230H63V232L64 231H66L65 229H63L62 228ZM69 230V229H68ZM261 230V229H260ZM7 231V230H6ZM35 232L37 231V230H34ZM39 231V230H38ZM55 231V230H54ZM100 231V230H99ZM98 231V232H99ZM115 231V230H114ZM119 231V232H120ZM216 231V230H215ZM241 231H242V229H241ZM240 231V232H241ZM50 232V231H49ZM60 232V231H59ZM120 232V233H121ZM157 232V231H156ZM257 232V231H256ZM23 233V232H22ZM39 233V232H38ZM38 233H32L33 235L35 234V237L37 238L38 237ZM46 233V232H45ZM47 233H48V231H47ZM67 233H69L68 231H67ZM79 233V232H78ZM126 233V234H127ZM134 233V232H133ZM133 233H131V234H133ZM147 233V232H146ZM149 233V232H148ZM147 233V234H148ZM201 233V234H202ZM204 233V234H205ZM59 234V233H58ZM57 234V235H58ZM61 234V233H60ZM59 234V235H60ZM65 232H64V236H65ZM81 234V233H80ZM153 234H154V232H153ZM210 234V233H209ZM235 234V233H234ZM11 235V234H10ZM32 235V236H33ZM52 235H53V233H52ZM52 235L51 236H49L50 237V239L52 240ZM130 235V234H129ZM146 235V234H145ZM154 235H156V234H154ZM196 235H198V234H196ZM206 235H205V237H206ZM20 236H22L21 235V233H19V231H17L16 230V232H14L13 231V235H12V237L9 239V241L7 242L6 241V243L4 244V248L5 249H7V250H9V248H11V249H13L12 248V246H14V244H16L21 238H20ZM25 236V235H24ZM41 236V235H40ZM68 236V235H67ZM71 236V235H70ZM74 235H72L71 237H73ZM78 236V235H77ZM80 236V235H79ZM147 236V239H148V235H146ZM152 235H150V237H151ZM156 236V237H157ZM255 236V235H254ZM46 237V236H45ZM56 236H54V238L53 239H56L55 238ZM58 237V236H57ZM76 237V235L74 236V238ZM193 237H195V236H193ZM31 238V237H30ZM32 238H34V236L32 237ZM35 238V239H36ZM60 239H61V237H59ZM79 238H81V239H79V241H78V243L77 244H75V245H72L73 247L71 248V249H67V251H65V256L63 257V259H62V261H61V264H68V263H71L73 260H75V258L77 259L78 258V256H81V258H84V256L86 255L85 254V252L84 253H82V250H83V246L85 247V237H84V235L83 236H81V237H79ZM116 238V237H115ZM119 238V237H118ZM138 238V237H137ZM201 239H203L202 238V236L200 237ZM256 238V237H255ZM1 239V238H0ZM58 239V238H57ZM59 239V240H60ZM64 239H66V236L64 237ZM77 239V238H76ZM127 239H129V238H127ZM144 239V238H143ZM142 239V240H143ZM146 239V240H147ZM152 239H153V237H152ZM196 239V238H195ZM22 240V239H21ZM28 240V239H27ZM38 240V239H37ZM49 240V239H48ZM51 240H49L50 242V244L49 245H51L52 244V241ZM67 241L69 240V239H66ZM115 240V239H114ZM126 240V239H125ZM131 240V239H130ZM145 240V239H144ZM198 240V239H197ZM4 241H5V238H4ZM33 242L34 240H30L29 242ZM56 241V240H55ZM67 241H64L65 243V246L64 247H66V245L68 244L67 243ZM74 241V240H73ZM77 241V240H76ZM123 241V240H122ZM138 241H139V239H138ZM26 241H23V243H25ZM36 242V241H35ZM38 242V241H37ZM43 241H41L40 243H42ZM121 242V241H120ZM125 242V241H124ZM128 242V241H127ZM137 241H136V239H135V241H132V243L131 244H127V245H124V244H126V242L123 244V245H118V247H117V249H115L113 252H111L110 253V255L107 257V258H103V259H100L99 261H95V262H93L92 264H107V261H109V259H111V258H113L114 260H119V261H117L116 262V264H123V262H124V260H126L128 257H129V255H131L132 254V252H134L135 250L137 251V249H139L141 246H140V244L139 243H136ZM146 242V241H145ZM198 242V241H197ZM200 242V241H199ZM238 242V241H237ZM253 242V241H252ZM3 243V242H2ZM22 243V242H21ZM40 243H38L39 245H41ZM45 243V242H44ZM43 243V244H44ZM62 243H63V241H62ZM201 243V242H200ZM203 243V242H202ZM201 243V244H202ZM18 244V243H17ZM34 243H32V245H33ZM42 244V245H43ZM59 244V243H58ZM63 244V245H64ZM114 244H115V241H114ZM146 244V243H145ZM145 244H143L144 246H145ZM148 244V243H147ZM150 244V243H149ZM205 243H203V245H204ZM20 245V244H19ZM18 245V246H19ZM24 245H26V243L24 244ZM32 245H30L31 247H32ZM47 245V244H46ZM53 245V244H52ZM59 245H62L61 244V241H60V244ZM58 245V246H59ZM200 245V244H199ZM27 246V245H26ZM144 246H142L141 248H142V251L144 250L143 249V247ZM146 246H148V245H146ZM172 246H174L175 248L174 249H176L172 254H167L166 253V255H164L165 254V250L168 248V249H170V248H172ZM30 247V248H31ZM34 247V246H33ZM46 247V246H45ZM68 247V246H67ZM204 247V246H203ZM2 248H3V244H2ZM19 248V247H18ZM27 249H29L30 250V248H29V246L28 247H26ZM47 248H48V246H47ZM54 248V247H53ZM56 248V247H55ZM86 248V249H87ZM141 248H140V250H141ZM202 248V247H201ZM200 248V249H201ZM22 249V248H21ZM40 249H41V246H40ZM39 249V250H40ZM57 249V248H56ZM56 249H54V250H56ZM62 251H63V249H66V248H63V246H62ZM85 249V248H84ZM15 250H16V247H15ZM31 250H33V249H31ZM36 251H38L37 249H35ZM60 249H58V251H59ZM139 250V251H140ZM199 250V249H198ZM1 251V250H0ZM47 251H48V249H47ZM138 251V252H139ZM188 251H192V247L190 246V250H188ZM10 252H12V251H10ZM31 252H33V251H31ZM42 252V251H41ZM52 252V251H51ZM108 252V253H109ZM141 252V251H140ZM194 251H192V253H193ZM2 253V251L0 252V254ZM5 251H4V255H5ZM19 253V252H18ZM22 253V252H21ZM36 253V252H35ZM45 253V252H44ZM55 253V252H54ZM53 253V254H54ZM58 253H60V252H58ZM147 253V252H146ZM164 253V254H163ZM204 253H202V255L204 254ZM232 253V252H231ZM263 253V259L261 258L262 257V255H260V254H262ZM24 254V253H23ZM37 254H39V253H37ZM36 254V255H37ZM161 254V255H160ZM196 255L197 254H199V253H195ZM6 255H8L7 253H6ZM27 255V254H26ZM28 255H29V253H28ZM45 255V254H44ZM44 255H41V258L44 256ZM51 255H52V253H51ZM86 255V256H87ZM99 255H101V254H99ZM104 255V254H103ZM141 255H142V253H141ZM200 255V254H199ZM260 255V256H259ZM1 256H2V254H1ZM0 256V259H2V257ZM23 256V255H22ZM30 256V255H29ZM37 256H39V255H37ZM48 256V255H47ZM105 256H106V254H105ZM122 256V257H121ZM134 256V255H133ZM204 256V255H203ZM7 257V256H6ZM5 257V258H6ZM17 257H18V255H17ZM24 257L26 258L27 256H25V254H24ZM24 257L23 258H21V259H23L22 261H24ZM49 259L47 260V262H45V264H51L52 263V261H54L55 260V257H54V255L51 257L50 255H49ZM90 257V256H89ZM190 257V256H189ZM188 257V258H189ZM191 257H194L193 255H191ZM14 258H15V256H14ZM29 258V260L31 259L30 257H28ZM35 258V257H34ZM44 258V257H43ZM43 258H42V260H43ZM48 258V257H47ZM46 258V259H47ZM58 258V257H57ZM86 258V257H85ZM83 259L84 261L86 260V259ZM130 258H132L133 259V257H130ZM188 258H186V259H188ZM204 258V257H203ZM4 259V258H3ZM9 259V258H8ZM27 259V258H26ZM60 259H61V257H60ZM7 259H5V261H6ZM12 260V257L10 258V261ZM14 260V259H13ZM18 260V259H17ZM33 260H35V259H33ZM38 260V259H37ZM197 260V259H196ZM204 260V259H203ZM4 261V262H5ZM45 261V260H44ZM77 261V260H76ZM87 261V260H86ZM89 261V260H88ZM132 261V260H131ZM8 262V261H7ZM6 262V263H7ZM14 262V263H13ZM17 262H19V261H17ZM35 261H33V263H34ZM40 262V261H39ZM55 262V261H54ZM53 262V263H54ZM81 262V261H80ZM126 262H127V260H126ZM125 262V263H126ZM130 262V261H129ZM129 262H127V263H129ZM134 262V261H133ZM139 261H137V263H138ZM202 262H204V261H202ZM10 263H12V264H15V261H12V262H10ZM21 263H23V262H21L20 261V263H18V264H21ZM28 262L26 261V264H27ZM32 263V262H31ZM36 263V262H35ZM37 263H38V261H37ZM57 263V262H56ZM74 263V262H73ZM77 263H79V261L77 262ZM76 263V264H77ZM114 263V262H113ZM126 263V264H127ZM136 263V264H137ZM141 263V264H142ZM29 264H30V262H29ZM41 264V263H40ZM58 264H59V262H58ZM81 264V263H80ZM88 264H89V262H88ZM109 264V263H108ZM130 264V263H129ZM133 264V263H132ZM135 264V263H134ZM139 264V263H138ZM200 264V263H199Z\"/></svg>",
    "mask_w": 264,
    "mask_h": 264
}]
</instances>
